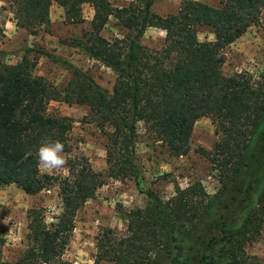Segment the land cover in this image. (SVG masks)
<instances>
[{
  "label": "trees",
  "instance_id": "obj_1",
  "mask_svg": "<svg viewBox=\"0 0 264 264\" xmlns=\"http://www.w3.org/2000/svg\"><path fill=\"white\" fill-rule=\"evenodd\" d=\"M155 0H135L121 8L109 0H10L16 26L35 34L50 24V7L64 10L65 21H83V7L93 9L90 29L65 41L116 74L109 94L91 74L43 49L44 55L71 74L63 90L34 73L36 61L0 63V187L16 185L35 195L59 182L63 210L48 224L43 208L27 212V246L14 263L54 264L67 248L78 210L95 196L105 178L133 179L147 204L125 213L126 233L104 231L97 238L94 264H264L246 254L248 242L264 226V74L225 75L223 50L258 25L264 0H221L212 6L182 0L176 13L153 11ZM114 17L128 30L108 39L102 31ZM208 26L213 40L201 41L198 27ZM150 27L165 32L164 45L141 43ZM51 101L83 104L101 126H110L107 174L95 172L86 159L70 177L42 173L36 148L45 136L69 150L72 120L51 113ZM209 118L217 140L210 151L198 148L212 163L219 188L209 195L201 182L163 199L141 188L136 162L138 124L165 143L171 154L186 155L196 121Z\"/></svg>",
  "mask_w": 264,
  "mask_h": 264
},
{
  "label": "rangeland",
  "instance_id": "obj_2",
  "mask_svg": "<svg viewBox=\"0 0 264 264\" xmlns=\"http://www.w3.org/2000/svg\"><path fill=\"white\" fill-rule=\"evenodd\" d=\"M114 7L127 6L135 0H109ZM182 0H155L153 11L166 16L176 13ZM212 6H218L221 0H199ZM93 9L83 7V21L77 24L65 21L64 10L57 4L50 7V24L35 34L16 26L14 11L10 0H0V63L15 64L27 57L36 61L34 73L43 76L57 89L63 90L70 72L60 63L44 55L26 52L27 48L43 49L58 57L67 59L87 71L109 94L116 82V74L97 60L89 58L80 49L71 47L65 41L80 37L83 30L90 29ZM128 30L111 17L102 31L108 39L122 38ZM165 32L150 27L141 38L143 45L161 48L164 45ZM201 41L213 40L214 34L208 26L198 27ZM226 60L222 67L225 75L248 71L254 76L264 74V9L258 25L252 26L242 37L223 50ZM51 113L72 120L67 156L68 172L58 170L49 174L70 177L73 167L84 159L91 168L106 176L107 133L112 128L101 126L94 121L87 105L51 101L48 106ZM217 140L215 127L211 119L203 117L196 121L190 140V151L183 156L170 153L165 143L146 131L143 123L138 124L136 142V162L141 173V188L152 189L163 199L171 197L176 187L184 188L194 182H201L209 195L219 188L217 173L207 157L198 152V148L210 151ZM148 198L135 185L133 179L105 178L95 196L85 202L78 210L74 230L66 250L54 264H94L97 253V238L104 231L111 230L118 235L126 233L125 213L135 208H143ZM43 208L48 224L56 223L63 210L59 182L42 192L29 195L16 185L0 187V231L5 237L1 248L4 261L16 262L27 246V212L32 208ZM246 254L256 256L264 263V226L259 236L247 243ZM99 264H114L102 261Z\"/></svg>",
  "mask_w": 264,
  "mask_h": 264
},
{
  "label": "clouds",
  "instance_id": "obj_3",
  "mask_svg": "<svg viewBox=\"0 0 264 264\" xmlns=\"http://www.w3.org/2000/svg\"><path fill=\"white\" fill-rule=\"evenodd\" d=\"M37 166L42 173H52L58 170L68 172L67 156L64 152V144L45 136L36 148Z\"/></svg>",
  "mask_w": 264,
  "mask_h": 264
}]
</instances>
